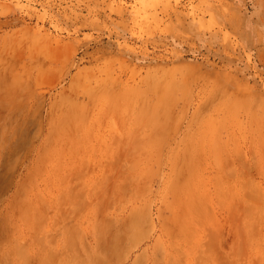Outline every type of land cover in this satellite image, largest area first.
Segmentation results:
<instances>
[{
	"label": "rangeland",
	"instance_id": "obj_1",
	"mask_svg": "<svg viewBox=\"0 0 264 264\" xmlns=\"http://www.w3.org/2000/svg\"><path fill=\"white\" fill-rule=\"evenodd\" d=\"M120 263L264 264V0H0V264Z\"/></svg>",
	"mask_w": 264,
	"mask_h": 264
},
{
	"label": "bare ground",
	"instance_id": "obj_2",
	"mask_svg": "<svg viewBox=\"0 0 264 264\" xmlns=\"http://www.w3.org/2000/svg\"><path fill=\"white\" fill-rule=\"evenodd\" d=\"M160 211H161V210H160ZM160 215H161V213H160ZM160 215H159V216H160ZM145 217H146V216H145ZM162 218H163V217H162ZM136 219H137V218H136ZM139 222H140V221H139ZM133 223H134V222H133ZM164 224H165V223H164ZM123 225H124V224H123ZM163 226H164V225H163ZM163 226H162V227H163ZM174 226H175V225H174ZM120 227H121V226H120ZM120 227H119V228H120ZM169 227H170V226H169ZM121 229H122V228H121ZM159 229H160V228H159ZM166 229H167V228H166ZM119 232H120V231H119ZM116 234H117V233H116ZM124 234H126V233H124ZM167 234L169 235V233H167ZM171 234H172V233H171ZM171 234H170V235H171ZM129 236H130V235H129ZM131 236H132V235H131ZM145 236H148V235H145ZM112 237H113V236H112ZM143 237H144V236H143ZM143 237H142V238H143ZM127 241H128V240H127ZM141 241H142V240H141ZM141 241H140V242H141ZM125 242H126V240H125ZM132 249H133V248H132ZM120 264H121V263H120Z\"/></svg>",
	"mask_w": 264,
	"mask_h": 264
}]
</instances>
